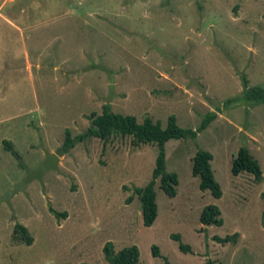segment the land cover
<instances>
[{
  "label": "rangeland",
  "instance_id": "374dc122",
  "mask_svg": "<svg viewBox=\"0 0 264 264\" xmlns=\"http://www.w3.org/2000/svg\"><path fill=\"white\" fill-rule=\"evenodd\" d=\"M245 84L264 88V0H0V196L25 177L19 158L32 170L45 160L40 142L61 156L60 172L45 175L48 198L33 182L12 199L15 219L0 205V264H110L108 242L116 253L138 246V264H264V181L231 172L243 146L264 171V103L246 101ZM106 104L163 128L172 115L190 130L217 115L196 139L166 143L178 194L157 183L151 227L135 188L151 181L157 145L117 135L60 152L67 131L85 134ZM200 150L214 157L221 199L193 176ZM210 205L223 226L201 224Z\"/></svg>",
  "mask_w": 264,
  "mask_h": 264
},
{
  "label": "trees",
  "instance_id": "16d2710c",
  "mask_svg": "<svg viewBox=\"0 0 264 264\" xmlns=\"http://www.w3.org/2000/svg\"><path fill=\"white\" fill-rule=\"evenodd\" d=\"M243 91V98L248 102L264 103V88L254 87ZM217 118L216 114L208 115L196 130L184 129L179 126L177 117L172 115L168 118V125L163 128L160 122H155L151 117H146L143 122H139L135 116L122 115L115 113L109 104L104 105L102 114H93L91 125L88 131L77 137L71 138V134L67 131V138L61 153L68 152L78 142L85 141L87 138H98L105 143L109 142L114 136L131 137L132 143L135 146L142 144H155L159 148L156 159V166L153 171L151 181L145 187L135 188V193L138 196L142 215L143 224L145 227H151L158 217V204L156 185L159 182L160 189L170 198H175L178 194L177 187L179 186V177L174 172L167 171L166 149L165 145L171 140L196 139L198 134L205 131L211 122ZM8 150L16 157L19 154L12 148L11 144L6 142ZM213 155L205 150H200L193 158L192 173L194 177L200 178V190L210 191L214 198L221 199L223 191L221 185L217 182L212 170L211 162ZM21 167H23L20 164ZM232 175L237 177L242 173H248L254 176L255 181L261 184L264 181V171L259 161L251 154L250 150L243 146L233 160ZM51 212L57 218L66 219L68 213H58L51 209ZM201 224L205 226L221 227L224 224L222 212L218 206L210 205L206 207L200 217ZM14 235L24 243L31 245L32 237L28 229L17 224L14 230ZM236 234L225 238L215 237V239L223 244L233 243L236 240ZM174 238L179 242L180 250L185 253H190L191 247L182 242L180 235H174ZM153 255L160 256V250L157 246L152 247ZM105 258L110 264H138L140 261V250L138 246L124 248L116 253L114 245L108 242L104 247Z\"/></svg>",
  "mask_w": 264,
  "mask_h": 264
},
{
  "label": "water",
  "instance_id": "95a60500",
  "mask_svg": "<svg viewBox=\"0 0 264 264\" xmlns=\"http://www.w3.org/2000/svg\"><path fill=\"white\" fill-rule=\"evenodd\" d=\"M39 146L45 154V160L36 169L32 170L26 167L22 160L19 158L21 165L26 171V175L20 182L14 185L12 189L0 196V205L6 204L9 207L14 219L17 215L12 204V199L20 193H23L25 196L29 197L27 191L28 186L35 181L39 182V184L41 185L43 196L45 198H48L45 185V175L51 171H55L58 173L60 172L58 165L61 161V158L54 153H50L42 142H40Z\"/></svg>",
  "mask_w": 264,
  "mask_h": 264
},
{
  "label": "flooded vegetation",
  "instance_id": "af4514ba",
  "mask_svg": "<svg viewBox=\"0 0 264 264\" xmlns=\"http://www.w3.org/2000/svg\"><path fill=\"white\" fill-rule=\"evenodd\" d=\"M59 157L61 158V156H59ZM40 164H41V163H40ZM40 164H39V165H40ZM39 165H38V166H39ZM38 166H37V167H38ZM34 183H37V184L40 186V188H41V185L39 184V182L35 181ZM5 205H6V204H5ZM6 206H7V205H6ZM7 207H8V206H7ZM8 209H9V207H8ZM9 211H10V209H9ZM10 212H11V211H10ZM11 216H12V213H11Z\"/></svg>",
  "mask_w": 264,
  "mask_h": 264
}]
</instances>
